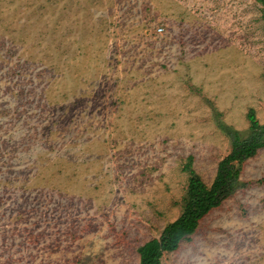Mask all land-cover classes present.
<instances>
[{
	"label": "rangeland",
	"instance_id": "obj_1",
	"mask_svg": "<svg viewBox=\"0 0 264 264\" xmlns=\"http://www.w3.org/2000/svg\"><path fill=\"white\" fill-rule=\"evenodd\" d=\"M264 124L263 0H0V264H139ZM163 264H264V147Z\"/></svg>",
	"mask_w": 264,
	"mask_h": 264
},
{
	"label": "trees",
	"instance_id": "obj_2",
	"mask_svg": "<svg viewBox=\"0 0 264 264\" xmlns=\"http://www.w3.org/2000/svg\"><path fill=\"white\" fill-rule=\"evenodd\" d=\"M264 1V0H263ZM249 133L242 137L232 127H226L232 139V149L219 163L211 184H207L194 170L188 182L187 196L178 218L168 223L158 237L142 244L139 264H163L165 251L177 250L182 241L189 239L198 229L201 220L214 208L236 192L240 185L243 163L264 147V124L254 109L248 112Z\"/></svg>",
	"mask_w": 264,
	"mask_h": 264
}]
</instances>
